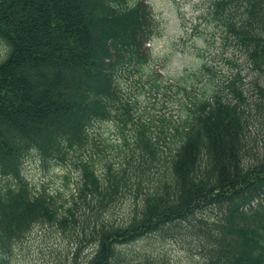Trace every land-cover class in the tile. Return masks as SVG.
Segmentation results:
<instances>
[{"label": "trees", "instance_id": "16d2710c", "mask_svg": "<svg viewBox=\"0 0 264 264\" xmlns=\"http://www.w3.org/2000/svg\"><path fill=\"white\" fill-rule=\"evenodd\" d=\"M208 15L257 75L249 82L256 100L230 60L235 71L221 84L210 74L189 95L208 72L202 65L179 88L176 119L156 129L118 86L121 71L141 78L148 63L153 20L145 0H0V264L37 224L69 235L68 264H132L122 247L192 227L205 212L214 219L197 221V264H264V152L251 132L255 117L264 126V0H210ZM159 79L150 73L147 87L156 90ZM106 121L119 127L121 163L114 172L104 164L100 177L89 128ZM30 152L76 169L66 200L29 187L21 166ZM124 193L133 196L129 212L110 218ZM81 248L88 253L79 261Z\"/></svg>", "mask_w": 264, "mask_h": 264}, {"label": "rangeland", "instance_id": "374dc122", "mask_svg": "<svg viewBox=\"0 0 264 264\" xmlns=\"http://www.w3.org/2000/svg\"><path fill=\"white\" fill-rule=\"evenodd\" d=\"M209 3L210 0H145L153 20L152 37L145 45L148 63L139 72L141 78L131 70L121 71L118 86L125 98H130L131 102L134 99L135 112H149L153 117L151 126L156 129L165 126L164 120L176 119L181 111L180 105L184 102L179 88L187 84L192 74L199 75L202 65L208 72L201 71V77L198 83L191 86L189 95L198 94L201 82L210 78V74L214 75L213 83L221 84L235 71L225 62L230 60L235 61L243 88L247 90L246 95L256 100V92L249 82L257 75L249 71L242 57L227 45L220 24L216 25L217 22L208 15ZM5 54L6 46L0 42V60ZM152 72L160 76L156 90H150L145 82ZM259 78L264 83V75ZM118 128L112 121L95 122L89 128L91 143L98 150L99 157H102L95 165L100 177L106 175L104 164L109 165L111 172H114L121 163L120 156L115 157L121 145ZM154 128L150 127L151 130ZM251 132L257 141L258 151L264 152V126L260 118L253 119ZM21 173L32 190L43 188L61 200L68 198L79 177L73 167L67 166L63 170L51 162H44L33 152L23 160ZM132 197L124 193L110 207L113 209L110 218H124L132 206ZM213 213L197 215L191 220L192 227L183 223L172 233L149 235L122 247L121 253L132 264L144 259L154 264H197L201 258V236L196 233L197 221L206 220L210 223L214 219ZM72 251V240L68 234L53 226L37 224L11 245L5 257L9 264H68ZM87 253L86 248H81L77 260H83Z\"/></svg>", "mask_w": 264, "mask_h": 264}]
</instances>
